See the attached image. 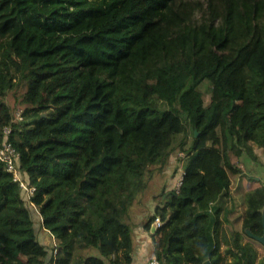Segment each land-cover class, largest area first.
Wrapping results in <instances>:
<instances>
[{"label":"trees","instance_id":"obj_1","mask_svg":"<svg viewBox=\"0 0 264 264\" xmlns=\"http://www.w3.org/2000/svg\"><path fill=\"white\" fill-rule=\"evenodd\" d=\"M186 120L139 245L131 208ZM7 125L36 189L0 159V264H264V180L233 160L264 148V0H0V146Z\"/></svg>","mask_w":264,"mask_h":264},{"label":"rangeland","instance_id":"obj_2","mask_svg":"<svg viewBox=\"0 0 264 264\" xmlns=\"http://www.w3.org/2000/svg\"><path fill=\"white\" fill-rule=\"evenodd\" d=\"M208 83V81H205L204 86H206ZM22 91V88H19L16 91H10L4 98L13 110H19L21 108L19 106H21ZM166 130H176L175 148L172 151L170 160L164 167H153L151 173H148L147 187L143 192L139 194L137 199L134 201V204L130 211L129 221L133 225L134 236L139 238L140 240L138 241L139 245L141 244V242L149 243V237H151V233L144 228V224L150 217L151 213L153 212L154 206L160 199V192L162 188L177 187V184L181 180L183 173L182 157L184 156L181 143H183L187 139L184 146H188L192 135V128L188 120L185 121V130L183 131L181 128H177L172 125L166 126ZM254 152L256 157H253L247 152H244L239 158L233 157V160H235V162L247 175L264 180V148L254 146ZM235 184L233 185V188L235 187ZM229 203L230 200L226 196H223L218 201V204L221 205H226ZM228 227L230 228V230L226 231L225 228H227V226L225 222H223L221 229L223 248L230 247L232 245V238L231 240L226 241L227 236L232 237V234L230 233L231 227ZM150 248L151 250L147 252L149 255H151L152 253L151 251L153 249V242H151ZM261 256L262 253L260 251L259 259L261 258Z\"/></svg>","mask_w":264,"mask_h":264},{"label":"built area","instance_id":"obj_3","mask_svg":"<svg viewBox=\"0 0 264 264\" xmlns=\"http://www.w3.org/2000/svg\"><path fill=\"white\" fill-rule=\"evenodd\" d=\"M15 119L19 121L23 119V111L21 108L15 111ZM10 131H11V126L10 125L5 126L4 132L6 134V138L3 141L2 145L0 146V159L6 163L8 171L13 172L14 179L19 182V185L24 189V192L26 193V195L30 197L34 193L36 187L28 186L26 181L22 178V176L20 175V172L17 169L18 160L20 158V152L13 145V143L9 140ZM180 183H181V180L177 184V187H179ZM32 204L34 205V203ZM156 222L158 225L161 224V221L159 218L156 219ZM50 235H51V239L54 242V244H57L56 237L53 236L51 233ZM56 251L57 250H55V252ZM144 264H163V263L157 256H150L147 258Z\"/></svg>","mask_w":264,"mask_h":264},{"label":"water","instance_id":"obj_4","mask_svg":"<svg viewBox=\"0 0 264 264\" xmlns=\"http://www.w3.org/2000/svg\"><path fill=\"white\" fill-rule=\"evenodd\" d=\"M195 134H198V131L195 130ZM262 225H263V230L261 234H255L254 232L251 231L250 228H246V232L249 236H251L252 238H255L256 240H258L259 242H261L264 245V206L262 208ZM158 224L157 222H153L152 224V230L155 231L157 228Z\"/></svg>","mask_w":264,"mask_h":264},{"label":"crops","instance_id":"obj_5","mask_svg":"<svg viewBox=\"0 0 264 264\" xmlns=\"http://www.w3.org/2000/svg\"><path fill=\"white\" fill-rule=\"evenodd\" d=\"M224 222H225V224L227 226V228H225V230L229 231L230 230V228L228 227V226H230L229 223L227 221H224ZM230 233L232 234V231ZM231 234H229V235H231ZM232 237H233V234H232ZM232 237L227 236L226 241L231 240ZM221 241H222V235H221Z\"/></svg>","mask_w":264,"mask_h":264}]
</instances>
